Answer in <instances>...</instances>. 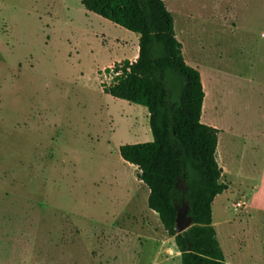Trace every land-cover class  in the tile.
<instances>
[{"label":"rangeland","instance_id":"rangeland-1","mask_svg":"<svg viewBox=\"0 0 264 264\" xmlns=\"http://www.w3.org/2000/svg\"><path fill=\"white\" fill-rule=\"evenodd\" d=\"M90 15L81 0H0V264H150L160 246L144 190L130 205L108 186L114 173L136 177L119 146L152 140L146 107L101 87L114 76L104 66L133 59L135 43ZM255 16L244 26L215 17L197 51L194 35L183 39L215 98L205 124L233 122L242 136L219 133L229 190L211 205L216 225L230 218L216 227L229 264H264V24ZM166 253L161 264H181Z\"/></svg>","mask_w":264,"mask_h":264},{"label":"trees","instance_id":"trees-1","mask_svg":"<svg viewBox=\"0 0 264 264\" xmlns=\"http://www.w3.org/2000/svg\"><path fill=\"white\" fill-rule=\"evenodd\" d=\"M93 12L137 33L138 54L106 67L104 93L146 107L152 140L119 146L149 189L147 206L174 238L181 264H229L216 237L211 205L228 189L216 161L219 130L200 121L204 91L197 69L183 59L173 17L163 0H81ZM220 160V156H219ZM187 206L191 226L175 232L177 210Z\"/></svg>","mask_w":264,"mask_h":264},{"label":"crops","instance_id":"crops-1","mask_svg":"<svg viewBox=\"0 0 264 264\" xmlns=\"http://www.w3.org/2000/svg\"><path fill=\"white\" fill-rule=\"evenodd\" d=\"M166 8L168 11L171 13L173 17V28H174V33L176 39L181 43V52L184 61L186 64L189 66L199 70L200 74V81L202 84V88L204 91V97L202 101V107H201V116H200V121L202 123H206V117L203 115V109L206 108V103L209 99V107L212 105L216 104L215 98L213 97V94H211L208 98L207 95V84L204 80V74H202L201 69L199 68V62L198 59L194 56L192 57L191 52L192 49L189 47H185L183 39L188 38L190 35H194L195 38V45L192 44V48H194L195 51L198 49H202L201 44L205 41L203 38H201V34L203 32L207 31L208 25H212V21H215L218 19L219 21L222 22H233L237 26H244L248 25L258 18L255 16L256 14H259V19L263 22L264 24V0H163ZM211 3V9L209 10V4ZM213 9L215 11L219 12V14L216 15H211L213 12ZM87 11V10H86ZM87 14H91L90 16H94L95 19L97 20H103L106 21L110 24H114L113 22L93 13L90 11H87ZM116 25V24H115ZM119 26V25H118ZM125 29V28H124ZM126 33L130 35L132 41L135 43V49L132 52V57L128 58L131 61L135 60L138 54V34L135 32L128 31L125 29ZM124 60V59H123ZM120 62V61H116ZM115 62H109L106 64L104 67H110L114 64ZM198 65V68H197ZM229 72L223 73L224 76L228 77H233L232 75L228 74ZM240 76V75H238ZM206 78V77H205ZM208 80V79H207ZM210 85L212 84V80L210 79ZM220 86H224V84H218ZM218 102V101H217ZM205 107H204V106ZM208 125V124H207ZM211 126V125H210ZM226 128L229 132H233L232 136L234 138H241L242 136L240 134L237 135V131L235 129L236 123L233 122H228ZM214 127V126H213ZM217 128V127H215ZM224 128H217L219 130L218 132V139H217V146H216V160H218V163H221L219 160V150L221 149V152L224 148V143L220 142L219 138V133L223 132ZM249 136L246 134L243 136V139H248ZM222 147V148H221ZM124 166L130 167L133 169V171L136 174V167L126 161H124L121 157L119 159ZM224 162V161H223ZM224 173V170L222 168V174ZM261 182L264 184V171L262 174ZM226 183V182H225ZM228 184V183H227ZM110 188L114 189V191L119 192V197L121 200L125 201L127 204L134 205L138 201L139 197V190L143 189L144 190V202L147 204V197L149 194V189L147 186L140 180L137 179V177H134L133 183L129 184L126 181V175L123 173H114L111 175V179L109 182ZM229 190V185L228 189ZM225 190L224 192H226ZM222 192V193H224ZM219 196V194L217 195ZM241 204V202L239 201ZM245 203V202H242ZM251 203V202H250ZM148 207V206H147ZM149 208V207H148ZM150 209V208H149ZM151 210V209H150ZM154 216L156 218L158 217L157 213L152 210ZM221 213V217H222ZM159 219V218H158ZM160 222V220H159ZM230 223V218L225 219L221 224L216 225L217 223L213 221L214 228L217 226H225L226 224ZM161 231H160V246L158 247L156 254L150 264H161V261L159 262L158 257L160 256V252L165 249V253L168 250V253L172 252V256H175L176 258H180V252L178 251L175 243H174V238L168 236L161 223L159 225ZM216 231V237L218 235L217 228L215 229ZM138 240L141 239V237H137ZM172 242L170 243L171 247L166 248V242ZM167 254V253H166ZM171 257V256H168ZM167 260V259H165Z\"/></svg>","mask_w":264,"mask_h":264},{"label":"water","instance_id":"water-1","mask_svg":"<svg viewBox=\"0 0 264 264\" xmlns=\"http://www.w3.org/2000/svg\"><path fill=\"white\" fill-rule=\"evenodd\" d=\"M191 223V218L187 216V206L178 209L175 219V232L180 233L185 231L191 226Z\"/></svg>","mask_w":264,"mask_h":264},{"label":"bare ground","instance_id":"bare-ground-1","mask_svg":"<svg viewBox=\"0 0 264 264\" xmlns=\"http://www.w3.org/2000/svg\"><path fill=\"white\" fill-rule=\"evenodd\" d=\"M221 148H222V147H221ZM223 150H224V149H223ZM223 150H222V151H223ZM220 151H221V150H220ZM220 154H221V159H222V161H223V160H224V159H223V152H220ZM222 163H223V162H222Z\"/></svg>","mask_w":264,"mask_h":264},{"label":"built area","instance_id":"built-area-1","mask_svg":"<svg viewBox=\"0 0 264 264\" xmlns=\"http://www.w3.org/2000/svg\"><path fill=\"white\" fill-rule=\"evenodd\" d=\"M233 205H235L236 207H237V206H241V204H240L239 202H236V203L233 204Z\"/></svg>","mask_w":264,"mask_h":264}]
</instances>
